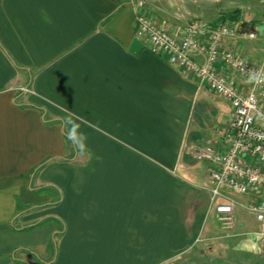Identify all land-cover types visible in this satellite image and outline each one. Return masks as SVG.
Listing matches in <instances>:
<instances>
[{
	"label": "crops",
	"instance_id": "0c3cea01",
	"mask_svg": "<svg viewBox=\"0 0 264 264\" xmlns=\"http://www.w3.org/2000/svg\"><path fill=\"white\" fill-rule=\"evenodd\" d=\"M250 1L190 0V13L207 25L237 9L262 35L221 45L257 63L264 0ZM135 32L133 0H0V264H264L249 210L264 188L212 203V165L192 154L221 147L231 102ZM215 68L250 91L224 61ZM66 110L85 153L61 133ZM227 202L231 227L214 208Z\"/></svg>",
	"mask_w": 264,
	"mask_h": 264
},
{
	"label": "built area",
	"instance_id": "2783aa9c",
	"mask_svg": "<svg viewBox=\"0 0 264 264\" xmlns=\"http://www.w3.org/2000/svg\"><path fill=\"white\" fill-rule=\"evenodd\" d=\"M136 8V37L145 40L154 54H160L172 64L194 74L200 85L207 86L218 96L231 102L232 115L225 129L218 131L221 147L210 144L196 145L192 149L198 160L212 165L211 202L223 196L222 189L241 194L259 192L264 188V56L252 63L240 53L222 47L226 38L259 39L262 33L242 18L231 22L204 24L192 20L176 35L149 13L144 0H133ZM264 36V32H263ZM197 52L205 57L204 63L194 58ZM224 61L241 76L251 81V89L243 93L234 81L215 68ZM218 219L226 227L233 224L234 204L214 205ZM249 210L261 224L264 239V200L251 202Z\"/></svg>",
	"mask_w": 264,
	"mask_h": 264
},
{
	"label": "rangeland",
	"instance_id": "374dc122",
	"mask_svg": "<svg viewBox=\"0 0 264 264\" xmlns=\"http://www.w3.org/2000/svg\"><path fill=\"white\" fill-rule=\"evenodd\" d=\"M147 4V8L149 10L150 15H152L155 20L161 21L158 23L163 24L164 26L170 28V27H177L178 25H184L186 26L189 22H191V19H194L195 17L191 16L190 13V0H144ZM231 2V5H238L242 2H246L249 4V0H229ZM250 3L252 4L253 1L251 0ZM234 12V18L239 19L240 13L237 9L233 10ZM235 19V20H236ZM231 22V19H225L223 21L218 22ZM201 22H203L201 20ZM203 23H206L205 21ZM208 24H214L209 23ZM224 190V189H222ZM228 194L234 193V191H227ZM237 194V192H235ZM239 194V193H238ZM208 261L205 256L200 255L199 264H213L212 260L209 259Z\"/></svg>",
	"mask_w": 264,
	"mask_h": 264
},
{
	"label": "clouds",
	"instance_id": "9594fccd",
	"mask_svg": "<svg viewBox=\"0 0 264 264\" xmlns=\"http://www.w3.org/2000/svg\"><path fill=\"white\" fill-rule=\"evenodd\" d=\"M81 127L80 118L74 112L66 110L62 121L61 133L67 137L79 153H85L88 151V137L87 133L81 131Z\"/></svg>",
	"mask_w": 264,
	"mask_h": 264
},
{
	"label": "trees",
	"instance_id": "16d2710c",
	"mask_svg": "<svg viewBox=\"0 0 264 264\" xmlns=\"http://www.w3.org/2000/svg\"><path fill=\"white\" fill-rule=\"evenodd\" d=\"M234 12H229L227 14H225L223 17L224 19H231V21L235 20L236 18H234Z\"/></svg>",
	"mask_w": 264,
	"mask_h": 264
}]
</instances>
